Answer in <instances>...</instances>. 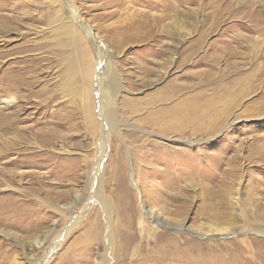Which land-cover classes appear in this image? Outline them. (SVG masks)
Returning a JSON list of instances; mask_svg holds the SVG:
<instances>
[{"label": "rangeland", "instance_id": "obj_1", "mask_svg": "<svg viewBox=\"0 0 264 264\" xmlns=\"http://www.w3.org/2000/svg\"><path fill=\"white\" fill-rule=\"evenodd\" d=\"M54 1L0 0L1 114L16 110L21 99L19 90L5 89L11 71L26 69L32 91H23L38 92L11 128L0 116V264H41L58 241L47 264H264L263 25L258 21V31L248 32L227 12V5L245 0H73L91 31L69 18L83 42L75 52L79 73L62 72L61 43L73 34L52 31L59 22L28 19ZM255 3L263 20L264 0ZM239 35L254 39L252 46L245 37L243 47L225 43ZM95 48L121 86L109 99L118 125L107 135L100 178ZM229 48L245 53L235 58L240 69L226 66ZM254 50L262 54L255 61ZM218 56L226 60L214 65ZM88 79L89 89L74 88ZM227 92L239 104L215 132L169 130L176 116H193L214 102L221 109ZM260 106L259 117L251 116ZM97 186L113 210L112 257ZM234 192L240 209L231 203ZM144 198L185 228H157ZM227 225L225 233L203 230Z\"/></svg>", "mask_w": 264, "mask_h": 264}, {"label": "bare ground", "instance_id": "obj_2", "mask_svg": "<svg viewBox=\"0 0 264 264\" xmlns=\"http://www.w3.org/2000/svg\"><path fill=\"white\" fill-rule=\"evenodd\" d=\"M57 1H58L57 4H56V1L51 2L47 6L45 11L43 13H41V15L29 16L28 19L30 20L33 18L38 22L49 21L50 22L49 24H51V25L59 22V23H61V25L54 28V29L52 28V31L57 30L60 32H62V31L68 32V33H70V35L73 34L72 38L69 37L67 40H65L61 43V47L65 51L62 53L63 54L66 53L65 57L63 58L64 68L62 69V72L63 73H67V72L79 73V72L83 71L82 60L75 52H78L81 50V46H83V42L81 40V37L78 34L75 33V35H74L73 29H72L73 25H71V23H69V18H71V20H74V22L82 24V28H83L84 32L90 33L91 31L88 30L86 25L82 23L81 17L79 16L77 11L75 10V5L73 4V0H57ZM16 3H17L16 5L24 4L21 2H16ZM253 3H254V5L256 4L255 0H245L244 2H238L236 6L231 5V4L227 5V7H228L227 12L230 13V17L235 18V20L239 24L242 25V29H245L248 32L258 31L257 28L259 27L260 24H256V22L259 21V22H261V25H263V28L261 26L259 30L264 32V18L262 17L263 20L261 19V16H263V15H261V13H258L260 11H257L251 7V4L253 5ZM260 10L264 12V9H260ZM56 12H61V15L58 18H56V16H55ZM258 18H259V20H258ZM10 19H12L11 22L14 21V18H10ZM58 19H60L61 21H59ZM15 32L19 36L23 34L20 31H15ZM91 36H93V34L89 35L88 38L90 39L91 43L93 44L94 41H92ZM244 37L246 39V42L252 46V42L254 39L252 40L250 38V36L248 37L245 35H243V36L239 35L238 37H233L232 40L227 39L225 43L229 46V44L232 42H238L237 44H241V46L243 47ZM95 50H96V48H95ZM225 51H227V50L225 49ZM100 53H101L100 51L96 50L97 61L99 62V65L101 66V68L98 69V76L96 77L97 82H96V85L94 86L95 92L97 94V101H96L97 116H99V121L102 124V128H103L102 129L103 135H102L101 140H100L99 145H98L99 155H98V158L96 160V165H95L96 166L95 174L97 175V178H100L102 175L101 171H100V167H102V165L100 163L102 161V159H101L102 153L104 152V149L106 148L107 137H108L107 135H109L110 131H116L117 125H118V123L115 119V116L112 113V105L111 106L109 105V99L113 93H114L113 95H117L120 91V88H121V86H119V82H118L117 78H115V76H113L114 73L108 72L109 62L108 63L106 62L107 63V68H106L105 60H102V56L100 55ZM225 53H227L226 54L227 55V62L225 63L226 66L228 68H230L231 70L240 69V66L242 64L239 61H237V59H235V58H238V57L244 58L245 53H242V51L237 50L235 48H233V49L229 48V50ZM259 53L260 52H257L256 50H254V52L252 53L253 56L250 57V58H252L251 60H253V61L258 60ZM222 54H224V53L222 52ZM225 58H226L225 56H222V57L218 56L217 58L213 59V64L218 65L219 61L222 62V60H224ZM203 60H204V58L203 59L201 58L199 60V62L202 63ZM25 70L24 71H22V70L21 71H18V70L11 71V74H12L11 76L13 77V79L10 78L11 82H9V84L7 83L6 88H5L8 90H19L21 92V94H20L21 99L18 100L16 103V107H17L16 110L10 111L8 113H2V114L0 112V116L6 117L7 121H9L7 123V127H10V128L18 120V119H16V116H19L20 113L23 114L24 111L27 110V107L24 105L30 103L31 101H33V98L38 96V92H27L28 90L32 91V88L30 87L32 82H31V79L27 75L24 77ZM104 71H107V75L109 77L108 81H105L106 73ZM249 74L251 76V72ZM80 75H82V73ZM245 78L247 81L251 77L249 78L246 76ZM83 80H84V77H83ZM106 82H107V85L109 86V89L106 88ZM78 83H80V82H78ZM82 83L83 84L74 85V88H76V89H78V88L89 89V85H90L89 79L86 80V82L82 81ZM219 87H221V86H219ZM222 87H223V89L227 88L224 86H222ZM244 87L245 86L243 85V88ZM23 90H27V91H23ZM227 90H225V91H227ZM225 94L227 95V97L222 99L223 107L221 109H219L217 107V104L215 105V103H217V102H214V106L211 109H208V110L203 109L200 112L194 114L193 116H176L179 119L174 120L172 127L169 128V130H171V131L174 130V132L176 131L180 134L186 130H189L190 132H192L194 134H207V135H210L211 133L215 132L218 125H221L228 120V118L230 116H227V114L229 115V113H231L230 111H232V109H236L235 107L238 106V104H239L237 101H235V100L233 101V98L231 97V95H232L231 92H227ZM238 94L242 95V97H243V94H245V90L244 89L241 90V92ZM237 97H238V95H237ZM11 98H15V96L8 95L7 100H9ZM18 99H19V97H18ZM9 102H11V101H9ZM11 103H13V102H11ZM258 108L259 109L256 110L257 113L251 112L250 115L254 116V115H257L259 112H261L262 107L260 106ZM36 109L38 111L37 107H36ZM195 110H196V108H195ZM29 114H31V113H29ZM223 115H225V116H223ZM27 116H28V114L26 115V117L22 118V121H24L27 118ZM257 117H259V116L257 115ZM91 118H92V116H87L88 125H89V121ZM34 136H36V135H34ZM35 144H37V146H39V144L37 142H35ZM131 165H130L131 181H132L131 185L134 188H136L137 187L136 179H135V175H134L133 168ZM95 174H94V176H95ZM101 193L102 192L99 190V188L97 186V189L95 190V194H94L95 197L94 198L100 202V204L102 205L103 210L105 212V215H106L107 224H108V229L105 233L106 240L108 243V251L106 253L108 254V257H112L113 251H114V233L112 231V225H111L112 211L113 210H112V207H111L107 197ZM222 194L228 195L226 190L223 191ZM225 198L223 200V203L226 202V205H227L228 201ZM143 202H144V208H145L146 215L149 216L150 218H152V222L154 224H156L157 228L164 227L167 229H173L176 232L181 231L182 228H185V226H186L185 223L180 222L178 220H173L170 217H168L165 214L166 210L164 211L163 209L158 208L156 203H151V202L147 201L146 198L143 199ZM231 203L233 204V206L237 205V207L234 206L235 209H240L242 207L240 199L238 200V198H237V192L233 193V200L231 201ZM66 208H69V207H66ZM81 215L83 217V214H81ZM246 219H247L246 216H242L240 221L242 223H244L246 221ZM231 227H232L231 225L209 226L203 230L205 233H210L211 231L217 232V233H225ZM193 228L194 227L190 228V230H194ZM261 230H264V226H263V228H261ZM43 234L45 237L46 236L45 233H43ZM202 235H204V233ZM34 242L37 245H41L43 240H42V238H40V236H37L34 239ZM59 244H60V241L56 242L54 244V247L52 246L53 248H51V250L46 255L45 259L42 261L41 264H47V262L52 258L53 254L55 253V250L58 248ZM204 264H205V262H204ZM207 264H214V262L211 260Z\"/></svg>", "mask_w": 264, "mask_h": 264}]
</instances>
